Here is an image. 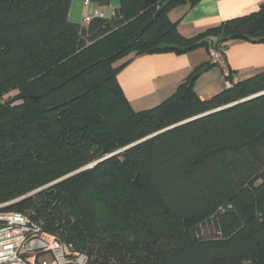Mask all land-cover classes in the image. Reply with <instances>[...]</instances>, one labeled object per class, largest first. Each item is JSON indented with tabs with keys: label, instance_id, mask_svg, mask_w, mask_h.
Segmentation results:
<instances>
[{
	"label": "trees",
	"instance_id": "1",
	"mask_svg": "<svg viewBox=\"0 0 264 264\" xmlns=\"http://www.w3.org/2000/svg\"><path fill=\"white\" fill-rule=\"evenodd\" d=\"M199 1L119 0L79 26L73 0H0V205L55 182L0 212L86 264H264V70L201 100L208 62L139 111L117 82L131 56L264 44V2L184 37L168 14Z\"/></svg>",
	"mask_w": 264,
	"mask_h": 264
},
{
	"label": "crops",
	"instance_id": "2",
	"mask_svg": "<svg viewBox=\"0 0 264 264\" xmlns=\"http://www.w3.org/2000/svg\"><path fill=\"white\" fill-rule=\"evenodd\" d=\"M262 2L264 0H200L194 6L183 5L171 10L168 17L176 23L181 35L190 38L225 21L256 12ZM84 7L82 17L99 8L103 17L107 18V7L101 8L92 3ZM68 17L70 20V14ZM223 54L234 82L264 70V44L229 41ZM127 59L130 61L117 74V82L136 111L151 108L166 99L194 70L209 62L208 52L203 48L180 55L161 53ZM193 88L201 100L223 90L220 69L215 66L207 68L196 78Z\"/></svg>",
	"mask_w": 264,
	"mask_h": 264
},
{
	"label": "built area",
	"instance_id": "3",
	"mask_svg": "<svg viewBox=\"0 0 264 264\" xmlns=\"http://www.w3.org/2000/svg\"><path fill=\"white\" fill-rule=\"evenodd\" d=\"M89 4L84 1V6ZM95 17H103L101 9L85 15L82 22L87 25ZM208 57L209 63L220 69L223 86L230 87L231 70L223 51L210 48ZM86 263L87 258L76 252L71 244L62 243L53 234L43 231L29 216L13 211L0 212V264Z\"/></svg>",
	"mask_w": 264,
	"mask_h": 264
},
{
	"label": "rangeland",
	"instance_id": "4",
	"mask_svg": "<svg viewBox=\"0 0 264 264\" xmlns=\"http://www.w3.org/2000/svg\"><path fill=\"white\" fill-rule=\"evenodd\" d=\"M111 2L112 0H110V5L107 7L105 11V15L107 18H110L112 16L114 9H116L119 5V0H114L112 3ZM72 4L74 5L73 7H72ZM72 4L69 10V14L71 16L69 21L72 22L73 24L84 26V23L82 22L83 20L82 16H83V13L85 12L84 1L83 0H73ZM14 95H16V92L10 93L9 95L5 96L4 99L8 96H14ZM54 183L55 182L48 184V185H39L36 188H33L31 191L27 192L26 194L18 198L10 199L9 201L4 202L3 204L0 205V208L12 205L27 197H35L36 194H38L40 191L46 189L49 186H52Z\"/></svg>",
	"mask_w": 264,
	"mask_h": 264
},
{
	"label": "water",
	"instance_id": "5",
	"mask_svg": "<svg viewBox=\"0 0 264 264\" xmlns=\"http://www.w3.org/2000/svg\"><path fill=\"white\" fill-rule=\"evenodd\" d=\"M151 22H152V20H150V21H148L146 24H144L140 29H139V33H142L144 30H145V28H147L150 24H151ZM136 40V38L135 39H133V40H131V41H129L126 45H125V48H129L132 44H133V42Z\"/></svg>",
	"mask_w": 264,
	"mask_h": 264
}]
</instances>
